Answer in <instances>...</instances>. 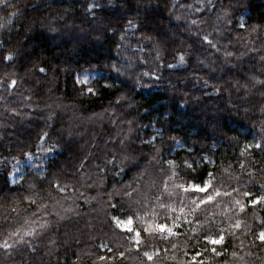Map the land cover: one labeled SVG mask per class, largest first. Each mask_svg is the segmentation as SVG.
<instances>
[{
    "label": "trees",
    "instance_id": "16d2710c",
    "mask_svg": "<svg viewBox=\"0 0 264 264\" xmlns=\"http://www.w3.org/2000/svg\"><path fill=\"white\" fill-rule=\"evenodd\" d=\"M260 197L264 0L0 4V264H264Z\"/></svg>",
    "mask_w": 264,
    "mask_h": 264
},
{
    "label": "snow or ice",
    "instance_id": "6c2138e0",
    "mask_svg": "<svg viewBox=\"0 0 264 264\" xmlns=\"http://www.w3.org/2000/svg\"><path fill=\"white\" fill-rule=\"evenodd\" d=\"M3 3H5V0H0V4H3ZM205 40H207V37H205ZM3 59L4 60H11L12 59V56H11V54H9V55L4 56ZM181 60H183V57H181ZM39 71L40 72H44L45 69L44 68H40ZM11 84L12 85L16 84V81L13 80L11 82ZM88 91L89 92H92V89H89ZM257 147H259V145H257ZM208 185H209V182L208 181H205L204 182V186L203 187H201L200 185L192 184L191 185V189L194 190V191L206 193L207 190H208ZM188 190H189L188 188H185V191H188ZM128 195L131 196L132 194L129 193ZM211 199H212L211 196H207V200L208 201H210ZM259 200H264V197H260ZM251 202L252 203H257V200L254 199ZM200 203L201 204H204V203H206V200L202 199L200 201ZM113 220L116 221L118 227L123 226V227L126 228L127 231H129V232H135L137 239L139 238L140 232L137 229L129 226V225L132 224V216H128L126 220H120L118 217H113ZM156 228L159 229L160 231H168L169 233L172 232V229L171 228H168L166 225H159L158 224V225H156ZM147 230L148 229H145V231H147ZM205 239L210 240V242H212V243H220L222 241L223 237L221 236L219 239H216V238H213V237H205ZM258 239L261 240L262 242H264V230H262V231L259 232ZM138 242H139V239H138ZM5 247H8V245L5 244ZM144 255L147 256L148 259H151L152 258L147 252H145Z\"/></svg>",
    "mask_w": 264,
    "mask_h": 264
},
{
    "label": "rangeland",
    "instance_id": "374dc122",
    "mask_svg": "<svg viewBox=\"0 0 264 264\" xmlns=\"http://www.w3.org/2000/svg\"><path fill=\"white\" fill-rule=\"evenodd\" d=\"M182 65H183V61L177 63L175 66L176 67L177 66L179 67V66H182ZM97 75H98V73L84 72V73H81L78 76V78H79V80L81 82H88L91 79L97 77ZM39 152H40L39 154L37 153V154L28 155L24 161H18V162H16L13 165L12 171H11V174H10V181L12 183H15L19 179L21 173H23V171H24V169H25L26 166L34 167L36 169L37 168L43 169V164L46 161L45 158H47L52 153V149L47 148V147L46 148L45 147L44 148L42 147L39 150ZM119 219L120 220H126L127 218H125V219L124 218L123 219L119 218ZM129 226L130 227H133V221H132V224L129 225ZM120 228L123 229V230H126V228L123 227V226H121ZM161 232H167V233H169L168 231H161ZM134 238H137L135 232H134Z\"/></svg>",
    "mask_w": 264,
    "mask_h": 264
}]
</instances>
